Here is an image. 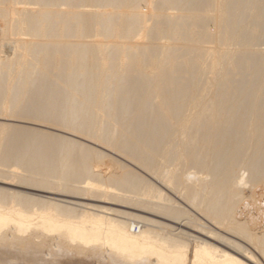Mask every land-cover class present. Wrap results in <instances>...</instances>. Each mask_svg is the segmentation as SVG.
I'll return each instance as SVG.
<instances>
[{"label": "bare ground", "instance_id": "1", "mask_svg": "<svg viewBox=\"0 0 264 264\" xmlns=\"http://www.w3.org/2000/svg\"><path fill=\"white\" fill-rule=\"evenodd\" d=\"M258 188L264 0H0V246L264 264Z\"/></svg>", "mask_w": 264, "mask_h": 264}, {"label": "rangeland", "instance_id": "2", "mask_svg": "<svg viewBox=\"0 0 264 264\" xmlns=\"http://www.w3.org/2000/svg\"><path fill=\"white\" fill-rule=\"evenodd\" d=\"M15 122H23V121H15ZM263 196H264L263 191L260 188H258L257 193H256L257 201L251 207V209H248L249 214L246 212L249 218L251 216H254L258 218V220L260 219V221H262L261 223H263L264 221V215H263L264 214V201H263L264 197ZM259 202H261V204ZM45 252H46L45 249H43L42 251H39L38 249L36 251L33 250L25 254V253L18 252L17 249L15 251V248L13 247L11 248L8 246H0V264H48V263L49 264H96V263L98 264L99 263L95 259H92L93 260L92 261L91 258H88L86 256H78V255L76 256L75 253H65V254H55V255L52 254L51 257L46 258ZM100 264H111V263L100 262Z\"/></svg>", "mask_w": 264, "mask_h": 264}]
</instances>
